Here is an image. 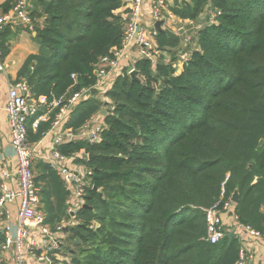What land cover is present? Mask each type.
Masks as SVG:
<instances>
[{"label": "trees", "instance_id": "1", "mask_svg": "<svg viewBox=\"0 0 264 264\" xmlns=\"http://www.w3.org/2000/svg\"><path fill=\"white\" fill-rule=\"evenodd\" d=\"M126 2L35 1L30 10L40 48L18 80L26 79L36 98L94 86L96 63L122 44L127 19L116 12ZM14 4L0 2V14ZM170 9L194 27L158 31L161 55L136 59L138 80L124 68L108 100L90 94L65 123L78 130L110 109L101 142L58 147L69 156L87 154L76 160L93 171L86 206L72 215L64 181L48 162L35 164L47 222L75 221L65 229L72 259L64 264H237L240 238L229 232L211 243L203 210L236 190L238 224L264 238V0H176ZM188 34L192 49L177 73ZM12 36L10 27L0 32L2 58ZM53 117L36 131L29 122L31 141L44 136Z\"/></svg>", "mask_w": 264, "mask_h": 264}, {"label": "built area", "instance_id": "2", "mask_svg": "<svg viewBox=\"0 0 264 264\" xmlns=\"http://www.w3.org/2000/svg\"><path fill=\"white\" fill-rule=\"evenodd\" d=\"M37 0H15L14 8L6 14H0V32L10 24H20L23 28L34 32L35 22L31 8ZM145 0H130L126 15L125 35L120 47L112 49L111 54L103 56L95 65L97 81L94 86L83 87L73 95L48 97L41 95L36 98L26 79L8 80V96L5 110L11 127L12 146L16 152V170L12 171L0 166V261L5 264H64L70 262L68 254L62 252L66 240L65 229L74 225L73 219H64L51 225L47 222L42 203V186L36 182L34 172L37 158L48 162L64 181L67 189L74 193L76 203L69 206V212H75L85 205V186L92 174L85 163L76 162L78 158H85L86 153L69 156L59 150L65 143L84 140L89 143L102 141V131L105 123L99 121L104 118L102 112L93 115L81 128L74 130L65 125L73 109L87 96L97 89L105 96L114 80L124 68V60L134 49H138V56L157 60L161 55L155 46L158 29L157 21H163V28L174 32L184 27V20L179 18L170 8L168 0H150L153 23L146 25L143 21V5ZM192 41L187 35L184 44ZM169 58V57H168ZM183 61L187 59L182 56ZM169 62L170 59H167ZM177 66V63L175 64ZM6 64L2 58L0 48V71L7 73ZM75 84L77 76L73 74ZM108 100L107 96L104 97ZM50 133H53V146L45 155L39 154L40 141L33 142L29 136V122L32 130L36 131L40 122L49 120L52 114ZM110 113V109L108 110ZM83 160V159H82ZM234 202H218L210 208H203L208 224L207 238L211 243L222 241L229 233L224 219L229 216ZM16 207V213L11 210ZM74 213V214H75ZM16 214L15 223L12 215ZM240 235L245 233L264 242L261 233L250 227L237 223ZM253 255L244 248L240 250L237 264H246Z\"/></svg>", "mask_w": 264, "mask_h": 264}, {"label": "crops", "instance_id": "3", "mask_svg": "<svg viewBox=\"0 0 264 264\" xmlns=\"http://www.w3.org/2000/svg\"><path fill=\"white\" fill-rule=\"evenodd\" d=\"M3 1L5 0H0V2H3ZM175 1L176 0H168L170 5H173ZM126 3L127 4H125L122 8L117 10L116 12L117 14H122L123 16L126 15V13L128 12V6L130 3V0H127ZM143 21L146 25H152L153 23L150 0H145L144 2ZM189 24H192V23H190L189 21H185L184 27ZM8 27H10V29L12 30L13 36L11 37V40H10L9 52L3 58V61L5 62L7 66L6 67L7 73L0 71V166L14 171L16 170V166H17L16 165V152L12 146L11 127H10L8 116L5 110V105H6L7 96H8V80H12V81L18 80V74L24 62L26 61L29 55L38 53L40 46L34 38L36 35L35 31L34 32L28 31L27 29L23 28L20 24H14V23L10 24ZM162 27H163V24H162ZM180 50L181 48L178 50L177 54L179 53ZM188 52L190 51L188 50L186 53L184 52L182 53L184 55H187ZM137 56H138V49L134 48L128 54L127 58L124 60V66H133L136 61ZM182 56L183 55H180L181 58ZM98 93L101 94L102 92L98 90L96 94L98 95ZM104 97L105 96L102 93L101 99L105 100ZM71 113L68 116L67 120L71 116ZM99 121L104 122V118H100ZM50 129L39 140L40 141L39 154L41 155L47 154L52 149L53 133H50ZM39 160L41 159L37 158L35 160V164ZM33 168H34V172L36 173L35 165ZM40 185L42 186V184ZM69 199L70 201H69L68 206H72V205L74 206L77 200L75 198L74 193H71V191H70ZM235 205L233 209L229 211V216L224 217L227 223V229L229 230V232H231L234 228H237L236 226L238 222H237V218L234 212ZM11 210L14 211L15 213L17 211L15 206L12 207ZM15 219H16V214H13L12 215L13 223H15ZM236 236L240 238L241 243H242V248H244L248 254L253 255V257L249 259L246 262V264H264V242L258 238L251 237L247 233L240 235L239 232H236Z\"/></svg>", "mask_w": 264, "mask_h": 264}, {"label": "water", "instance_id": "4", "mask_svg": "<svg viewBox=\"0 0 264 264\" xmlns=\"http://www.w3.org/2000/svg\"><path fill=\"white\" fill-rule=\"evenodd\" d=\"M162 24H163L162 21H157L156 24H155V25H156V28H157L159 31L164 30V28L162 27ZM193 26H194L193 24H189V25L185 26L184 28H182V29L180 30V32L183 33L185 30H188V29L193 28ZM137 74H138V71L135 70V69H133V70L130 72V75H131V77H132L133 80H138V79H139V78L137 77ZM97 91H98L97 89H93V90H92V93L95 94ZM102 113H103L104 115H106V114H107V111H106V110H102ZM263 144H264V140L262 139L261 142H260V145H263ZM239 199H240V194H239V191L236 190V191L232 194L231 200H232L235 204H238ZM84 206H86V205H84ZM65 209L68 210V209H69V206L66 205ZM74 213H75V212H72V215H75ZM236 231H237V228H234V229L231 231V234H230L231 237H235V236H236Z\"/></svg>", "mask_w": 264, "mask_h": 264}, {"label": "rangeland", "instance_id": "5", "mask_svg": "<svg viewBox=\"0 0 264 264\" xmlns=\"http://www.w3.org/2000/svg\"><path fill=\"white\" fill-rule=\"evenodd\" d=\"M29 31V30H28ZM192 44V43H191ZM191 44H189L187 47H181V50L179 51V53L177 54V56H178V60H177V73H180L182 70H183V66H184V61H183V59L180 57V55H184L182 52H184V53H186L188 50L190 51L191 49H192V45ZM182 53V54H181ZM189 54H190V52H188V54L187 55H185V57H187L188 58V56H189ZM167 57H168V54H167ZM180 58V59H179ZM100 96V97H99ZM101 96H102V93L100 94V93H98V97H99V99H101ZM102 100V99H101ZM103 101V100H102ZM103 102H105V101H103ZM72 214V213H71ZM228 228H229V226H228ZM72 244H70L69 242H67V241H65V243H64V246H63V250H62V252L63 253H65V254H67V253H69V250H70V246H71ZM68 256V258H69V261H71V259H72V257L68 254L67 255Z\"/></svg>", "mask_w": 264, "mask_h": 264}, {"label": "bare ground", "instance_id": "6", "mask_svg": "<svg viewBox=\"0 0 264 264\" xmlns=\"http://www.w3.org/2000/svg\"><path fill=\"white\" fill-rule=\"evenodd\" d=\"M168 3H169V2H168ZM126 4H127V3H126ZM169 6H170V4H169ZM160 21H161V20H160ZM162 22H163V21H162ZM183 28H184V27H183ZM102 110H106V111H107V114H108V110H109V109H102ZM102 110H101V112H102ZM107 114H106V115H107ZM103 115H104V114H103ZM106 115H105V116H106Z\"/></svg>", "mask_w": 264, "mask_h": 264}]
</instances>
